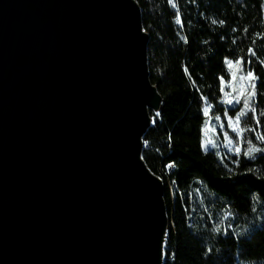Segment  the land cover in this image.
Returning a JSON list of instances; mask_svg holds the SVG:
<instances>
[{
	"label": "water",
	"instance_id": "95a60500",
	"mask_svg": "<svg viewBox=\"0 0 264 264\" xmlns=\"http://www.w3.org/2000/svg\"><path fill=\"white\" fill-rule=\"evenodd\" d=\"M148 45L136 0H0V264L165 263Z\"/></svg>",
	"mask_w": 264,
	"mask_h": 264
},
{
	"label": "trees",
	"instance_id": "16d2710c",
	"mask_svg": "<svg viewBox=\"0 0 264 264\" xmlns=\"http://www.w3.org/2000/svg\"><path fill=\"white\" fill-rule=\"evenodd\" d=\"M136 1L149 34L150 80L163 97L143 159L165 186L164 264H264V152L244 155L248 140L264 148L257 139L264 134V0ZM239 58L259 77L260 126L249 112L240 127L256 131L235 136L239 153H223L216 134L219 146L205 150L209 121L213 127L214 118L243 108H225L220 79L229 81L225 61Z\"/></svg>",
	"mask_w": 264,
	"mask_h": 264
},
{
	"label": "snow or ice",
	"instance_id": "6c2138e0",
	"mask_svg": "<svg viewBox=\"0 0 264 264\" xmlns=\"http://www.w3.org/2000/svg\"><path fill=\"white\" fill-rule=\"evenodd\" d=\"M179 19H177V23H179ZM213 23H216V21H213ZM248 55L249 56H255L256 52L254 49L249 48L248 49ZM225 63L228 65L229 69H236L237 71L244 70L245 74L237 76V71L231 72V78L232 81L240 80V81H246L247 86H242L238 92V96L234 98V100H228L226 101L229 104H232L233 102L236 104H243V108L239 111L237 116L235 117V120L233 121L231 118L229 119V127L232 129V131L237 133V136L240 138H243V133L247 131H253L255 132L256 129L254 128H241L239 127L241 120L243 117L248 115L249 112L252 113V118L256 121L257 127L260 126V120L257 116V109L254 106V98L256 96V83L255 81L259 79V77L256 76L255 72L250 69H244L243 66L245 64V61L243 58L233 60H226ZM248 64H251L252 61L248 60ZM221 79V84H224L223 77ZM221 91H223V87L221 88ZM205 114H207V109H205ZM260 115H264V111L260 113ZM235 125V126H234ZM257 139L260 141H264V134L258 135ZM231 143V141H229ZM247 144L249 145L248 149L244 152V155L251 156L253 153L257 152H264V148H259L254 145H252V141L248 140ZM236 152H240V148L236 149ZM219 231V229H216Z\"/></svg>",
	"mask_w": 264,
	"mask_h": 264
},
{
	"label": "rangeland",
	"instance_id": "374dc122",
	"mask_svg": "<svg viewBox=\"0 0 264 264\" xmlns=\"http://www.w3.org/2000/svg\"><path fill=\"white\" fill-rule=\"evenodd\" d=\"M263 11H264V5H263ZM243 68L246 69L245 65L243 66ZM227 70L229 73V81L224 80V84H222L224 88V92H227L223 105L225 106L226 109H231V108H236L238 104L234 102L232 104H229L226 101L234 100V98L238 96V92L240 88L242 86H245V87L247 86V82L240 81V80L232 81L231 72L237 71V70L229 69L228 65H227ZM244 74H245L244 70L237 71V76L244 75ZM235 117L236 116H231L230 114H224L222 118L220 117L214 118L215 120L213 121V127L211 125V121H209V125H207L204 131L203 144H204L205 150L212 149L214 145L219 146V143H220L221 150L223 153H226V154H229V153L236 154L237 153L236 149L240 148V146L236 144V140H235V136H237V133L232 131V129L229 127V119L231 118L234 121ZM218 124H220V129L216 131L214 129L216 128ZM213 134H216L218 136L219 143L213 137ZM229 141H231V143Z\"/></svg>",
	"mask_w": 264,
	"mask_h": 264
}]
</instances>
